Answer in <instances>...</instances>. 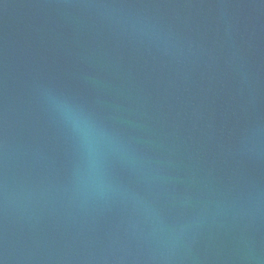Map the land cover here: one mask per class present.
<instances>
[{"label":"water","instance_id":"95a60500","mask_svg":"<svg viewBox=\"0 0 264 264\" xmlns=\"http://www.w3.org/2000/svg\"><path fill=\"white\" fill-rule=\"evenodd\" d=\"M0 264H264V0H0Z\"/></svg>","mask_w":264,"mask_h":264}]
</instances>
